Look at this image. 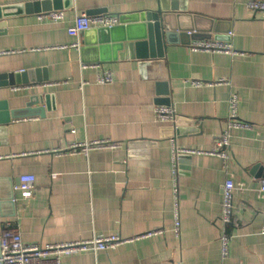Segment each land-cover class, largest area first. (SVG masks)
I'll return each instance as SVG.
<instances>
[{
    "label": "crops",
    "instance_id": "crops-1",
    "mask_svg": "<svg viewBox=\"0 0 264 264\" xmlns=\"http://www.w3.org/2000/svg\"><path fill=\"white\" fill-rule=\"evenodd\" d=\"M35 1L44 0H0L15 7L0 20V119L16 115L0 124V232L10 225L25 242L41 245L128 240L64 255L62 264L263 263V13L249 8L251 0H60L63 8L50 11L64 10L65 18L53 21L39 19L48 11L26 10ZM164 5L182 19L164 40L162 58H138L134 42L102 39L100 27L68 32L84 13L133 15ZM209 39L229 43L234 53L191 50L194 41ZM105 72L113 81L99 83ZM234 94L238 117L250 127L230 129L229 159L179 157L177 236L173 143L211 151L227 130ZM159 106L173 108L176 121L157 120ZM94 141L120 146L72 150ZM26 174L36 178L29 198L15 190ZM229 178L237 188L223 257L220 216Z\"/></svg>",
    "mask_w": 264,
    "mask_h": 264
},
{
    "label": "built area",
    "instance_id": "built-area-1",
    "mask_svg": "<svg viewBox=\"0 0 264 264\" xmlns=\"http://www.w3.org/2000/svg\"><path fill=\"white\" fill-rule=\"evenodd\" d=\"M250 9L261 11L264 16V1L251 0L248 3ZM65 18L64 10H53L44 12L39 15L40 20L50 19L53 21H62ZM119 24V16L112 14H96L88 15L81 14L75 19L74 25L68 28V32L72 36H80L84 31L93 27H113ZM76 46H79L76 44ZM190 48L192 51H211L234 53L232 46L229 43L219 40H197L194 41ZM113 81L111 72H105L98 77L99 83H110ZM222 82V81H221ZM194 85L200 86L201 81H194ZM239 99L236 94L232 95L229 101V116L228 127L223 134L218 137L215 147L208 152L200 150H189L178 148L176 143H173V174H174V198H175V226L174 231L177 236L181 232V219L179 213V189H178V160L182 154L193 153H208L223 158L229 159L228 148L230 146V129L232 128H249L250 124L241 121L238 117ZM156 118L159 121H176L175 110L171 107L159 106L156 109ZM120 143L112 141H94L91 143L76 144L72 147L73 151L80 148L84 152H89L93 148H116ZM36 178L32 174L22 175L20 182L15 186L16 191H20L25 198H29L33 194ZM236 184L232 178L226 180L223 188V202L221 220V246L222 255L226 257L229 253L231 236L228 233V227L233 222L234 217V194ZM264 191V181L262 185ZM154 233H148L144 236H149ZM143 236V235H142ZM128 240L122 239L119 236L94 237L90 240H80L67 243H56L41 245L38 243L25 242L19 231L10 225H6L0 232V264H62V257L78 251L94 250L100 251L109 248H114L117 245ZM261 264H264L261 263Z\"/></svg>",
    "mask_w": 264,
    "mask_h": 264
},
{
    "label": "water",
    "instance_id": "water-1",
    "mask_svg": "<svg viewBox=\"0 0 264 264\" xmlns=\"http://www.w3.org/2000/svg\"><path fill=\"white\" fill-rule=\"evenodd\" d=\"M32 6L36 7V11H50L52 9H61L63 8L60 4V0H44V1H35L34 3H28L26 5V10L28 12H32ZM171 11L167 8V6H160L157 11L141 13V14H133V15H120L119 16V24L113 27H100V36L102 39H107L111 35H116L115 40L122 41H130L134 42L133 45L136 47L138 52V58L141 59H149L151 58H162L163 52L162 48H164V40H168L172 37L176 30L180 29L179 19H182L180 15L176 14V7L171 5ZM12 9L15 7L0 6V20L2 17H8L12 15ZM17 12L21 11V7L17 8ZM16 12V11H15ZM181 23V22H180ZM3 23H0V28ZM93 30L89 29L84 31V33ZM2 30L0 29V32ZM99 31V30H97ZM128 34L124 37V34ZM122 35V36H121ZM154 44H156L159 48V53H155ZM120 47H125L123 43L118 45ZM150 46V49H149ZM127 47H131V45H127ZM150 51V54H148ZM31 103L28 107H31L36 103L34 99H32ZM1 105L6 107V101L1 102ZM31 108L27 109L25 112H31ZM30 114V113H27ZM11 116L16 117L15 113H11L9 115H5L2 119H0V124L9 123L11 121Z\"/></svg>",
    "mask_w": 264,
    "mask_h": 264
}]
</instances>
